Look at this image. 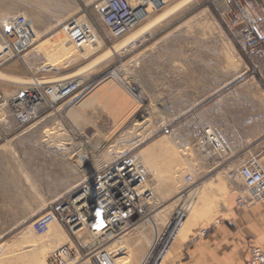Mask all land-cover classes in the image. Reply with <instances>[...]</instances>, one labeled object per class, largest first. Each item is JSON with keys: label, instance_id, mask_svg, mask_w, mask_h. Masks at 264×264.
<instances>
[{"label": "rangeland", "instance_id": "374dc122", "mask_svg": "<svg viewBox=\"0 0 264 264\" xmlns=\"http://www.w3.org/2000/svg\"><path fill=\"white\" fill-rule=\"evenodd\" d=\"M125 1L143 15L151 12L145 11L147 3L155 7L127 33L130 36L116 51L152 28L153 18L185 0ZM102 2L79 11L60 26L44 25L55 20L57 9H36L34 16L16 10L0 17L1 24L17 15L26 16L37 38L21 57L0 62L3 100L33 80L56 83L74 79L82 84L77 95L51 104L27 126L18 125L9 105L0 113V130L6 137L0 145L19 148L13 166L18 172L15 190L20 209L29 211L26 217L0 219V264H62L68 248L80 250L82 257L67 264H171L182 244L202 237L203 229L226 217L221 209L228 205L230 194L248 190L228 161L204 156L200 142L204 131L212 129L219 132L222 143L231 144L236 129L247 123L244 118L264 113V76L257 67V61L264 60V49L256 43V32L254 44L243 41L244 30L254 28H235L237 17L223 13L226 3L190 0L159 25L157 33L162 35L156 41L145 42L139 49L133 43L118 52L129 57L88 74L79 69L82 63L112 45L94 48L83 56L67 39L65 26L73 17H81L98 33ZM18 3L0 0V8ZM230 8L238 9L234 4ZM62 44L71 54L54 47ZM136 85L143 96L134 90ZM73 109L76 113H71ZM101 137L109 139L104 143ZM86 140L94 145L92 152L84 149ZM59 144L70 149L60 151ZM28 152H34V160ZM81 153L92 156V162L82 165L77 158L67 160L69 155ZM128 160L138 164L137 171L152 193L142 204V216H135V224L107 240L87 230L69 235L58 222L51 223L43 235L35 233L32 222L49 205L62 197L77 196L81 186L95 185ZM213 163L216 166L210 168ZM187 175L194 183L185 200ZM139 246L146 248V254L134 262V248Z\"/></svg>", "mask_w": 264, "mask_h": 264}, {"label": "crops", "instance_id": "0c3cea01", "mask_svg": "<svg viewBox=\"0 0 264 264\" xmlns=\"http://www.w3.org/2000/svg\"><path fill=\"white\" fill-rule=\"evenodd\" d=\"M68 1L19 0V3L16 5H9L0 8V17L11 15L16 10H26L30 15L34 16V11L36 9H57L60 10V12L56 14L55 20L52 22L46 21V23L44 22V25L60 26L65 19L78 14L81 10L89 9L92 5L102 0ZM186 1L187 0L182 1L181 4L177 6H171L172 8L169 10H166L160 16L153 18L155 20L150 23L152 28L147 30V32L140 33L130 45L119 51H116L115 47L130 35L126 34L122 40L115 43V39L119 38H115L112 35L100 15V21L96 22L98 32L96 33V43L87 44L85 45L87 49L84 47L79 51L83 56H86L90 54L94 48L97 49L104 45L112 46L108 51H98L96 54H93L90 59L82 63L79 69H86L84 73L90 74L95 72L93 74H97L110 64H113L115 59L120 60V58L124 59L129 57L128 55H118V52L131 47L133 43H135V45H132L133 48L139 49L144 47L143 43L145 42L156 41L157 37L162 35L157 33L160 30L159 25L168 21L169 19L166 18L167 16L180 9L190 0ZM219 1L221 3H226L227 8L223 12L225 16L237 17L235 28L238 26H252L254 28L257 34L256 43L264 49V0ZM233 4L237 5L238 9L230 8V5L232 6ZM154 7V4L149 2L146 5L145 11L152 12ZM147 8L149 9L147 10ZM150 13L143 15V13L139 11L138 22H140L144 16L148 17ZM67 39L69 40V37ZM36 40L37 38L34 39L33 37V43H35ZM89 46H92V49H88ZM54 47L57 51L64 54H71V50L66 44L60 46L55 45ZM109 52L110 54H108ZM105 54H107V56L103 57ZM49 63L50 60H46V64ZM257 63L259 73L264 76V60H258ZM0 97H3L1 92ZM243 121L247 123L242 124L240 128L236 129V134L234 140L231 141V144H228L225 140L224 143H222L219 136V142L224 148L228 147L225 155L223 154L224 156H222V154H217L218 156L213 155L207 158H220L226 160V162L228 161L232 170L237 171L238 174L242 165L255 158L258 165L264 171V113L253 114L249 119L244 118ZM17 153H19L18 147L0 145V219L2 217H26L27 213H29L27 209H20V199L16 196L14 178H17L18 172L16 169H13V166H16L17 164ZM28 154H31L32 156H30V159L34 160V152H28ZM215 166L216 165L213 163L210 165V168ZM252 195L253 191L250 190L238 191V194H230L228 205L221 209V212L225 213L226 217L218 224L214 225V227L207 228V234L205 236L201 235L202 237H198L193 241L182 244L179 249L181 250L180 253L171 264H248L247 262L250 256L251 247L256 244L261 245L264 243V198L258 200L252 199ZM239 199H242L245 202L242 206H238ZM3 213L8 214L4 215ZM19 213L22 214L20 215ZM62 229L64 230L63 227ZM1 234L2 227L0 221V236ZM145 254L146 248L143 246L135 247L134 258L132 260L134 262L137 260L140 261L144 259Z\"/></svg>", "mask_w": 264, "mask_h": 264}, {"label": "built area", "instance_id": "2783aa9c", "mask_svg": "<svg viewBox=\"0 0 264 264\" xmlns=\"http://www.w3.org/2000/svg\"><path fill=\"white\" fill-rule=\"evenodd\" d=\"M128 5L125 0H103L101 4L100 15L115 38L126 35L139 20V11L133 10L130 5L131 9H129ZM8 28L9 30H7ZM65 30L72 43L78 48L83 44H92L97 41L93 26L88 20L81 17L70 19ZM0 36L2 38L0 62L21 57L33 45L31 24L28 18L23 15L14 16L7 22L1 23ZM243 41L249 45L254 44L256 41L255 30L246 28ZM81 88L82 84L74 79L56 83H44L35 80L27 87L19 90L2 107L9 105L18 125L23 127L44 115L51 104L77 95ZM5 138L4 132L0 130V141ZM218 138L219 132L217 130L206 129L204 131L203 139L200 142L204 156L211 157L227 152L228 147L224 148L219 143ZM133 164V161H124L102 176L95 185L84 184L81 186V191L77 196L62 197L53 202L42 215L32 222L35 233L43 235L51 223L58 222L69 235H76L80 228H76V225L84 219L83 213H86L89 207L95 213L106 214L109 218L108 221L115 224L120 221L135 222L134 217L137 213L142 212V204L152 198V193L141 189L140 186L144 177L140 173L134 175L137 171ZM239 176L247 189L253 191L252 199L264 198V171L255 158L242 165ZM106 177H108L107 187H102ZM132 179L138 181L129 186L128 182ZM185 179L188 185L182 196L186 195L185 200H188L192 194L194 182L190 175H187ZM137 186L138 189H136ZM244 203L242 199L238 200V206H242ZM122 232V230L116 229L111 238L119 236ZM206 234L207 229H203L201 235L205 236ZM79 257H82L80 250L68 248L61 262L67 264L68 260H76ZM247 263L264 264V243L251 247Z\"/></svg>", "mask_w": 264, "mask_h": 264}, {"label": "bare ground", "instance_id": "6f19581e", "mask_svg": "<svg viewBox=\"0 0 264 264\" xmlns=\"http://www.w3.org/2000/svg\"><path fill=\"white\" fill-rule=\"evenodd\" d=\"M4 22H7V20H5ZM69 37V36H68ZM69 40H70V38H69ZM70 42L72 43V41L70 40ZM85 45H87V44H85ZM85 45L83 44L80 48H79V50H82L84 47H85ZM0 50H1V45H0ZM33 81H35V80H33ZM40 81H42V82H44V83H50V82H47V81H43V80H40ZM30 84V83H29ZM29 84H27V85H29ZM134 90H137V92L139 93V95H142L143 96V92L141 91V88L139 87V86H135L134 87ZM8 100L9 99H2L1 97H0V113H1V111H2V109H3V107H2V105L3 104H5L6 102H8ZM76 110V109H75ZM72 112H75L74 111V109L71 111V113ZM76 113V112H75ZM130 121V120H129ZM99 137V136H98ZM100 138V137H99ZM98 138V139H99ZM102 138V137H101ZM97 139V140H98ZM102 139H104L103 141H104V143L105 142H107L108 141V137L107 138H102ZM100 140V139H99ZM220 143V142H219ZM94 144V143H93ZM221 144V143H220ZM84 145H85V150H87V151H93V149H94V145H92L90 142H88L87 140L85 141V143H84ZM222 145V144H221ZM58 149L60 150V151H68V149H70L68 146H65L64 144H59V146H58ZM67 153V152H66ZM90 154V153H89ZM92 157V156H91ZM90 157V155L88 156L87 154H83V153H81V154H74L73 156L71 155H69L68 157H67V160L69 159V160H73V158H77L75 161L78 163V160L81 162V164L82 165H84V164H87V163H90V162H92V158ZM83 161V162H82ZM80 162H79V164H80ZM134 162V161H133ZM133 165H135L136 166V171H137V163H135L134 162V164ZM89 166V165H88ZM139 172L137 171L134 175H137ZM130 174V173H129ZM131 176V175H130ZM107 181H108V177H106L105 178V181L102 183V187H107ZM135 181H138V180H136V179H132V180H130V182H128V185L130 186L131 184L132 185H134V183H135ZM109 183V182H108ZM141 189L142 190H144V191H149V188L147 189L146 187H147V184H146V179L144 178L143 180H142V184H141ZM105 189H107V188H105ZM136 189H138V186H137V188ZM87 206V205H86ZM90 206V205H89ZM143 212V211H142ZM141 212V213H142ZM141 213H137V217H141L142 216V214ZM84 214V219L81 221V222H79V224H77L76 225V228H79V230L76 232V233H78V232H80V231H83V230H87V231H89L92 235H94V236H97L99 239H101V240H107V239H109L111 236H112V234H113V232L116 230V229H119V230H122V231H124V230H126V228L128 227V226H131V225H133V224H135L138 220H136V218L134 217V220H136L135 222L134 221H132L131 223H127L126 221H120L118 224H115V223H113V222H111V221H108V216L105 214H103V213H95L93 210H92V208L91 207H89L87 210H86V213H83ZM119 240H115L114 242H116V243H119L118 242Z\"/></svg>", "mask_w": 264, "mask_h": 264}, {"label": "water", "instance_id": "95a60500", "mask_svg": "<svg viewBox=\"0 0 264 264\" xmlns=\"http://www.w3.org/2000/svg\"><path fill=\"white\" fill-rule=\"evenodd\" d=\"M7 30H9V28Z\"/></svg>", "mask_w": 264, "mask_h": 264}]
</instances>
